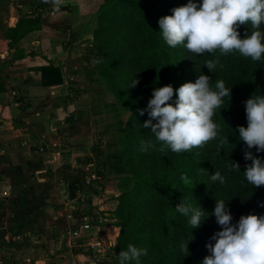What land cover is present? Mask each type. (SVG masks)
<instances>
[{
    "label": "trees",
    "instance_id": "trees-1",
    "mask_svg": "<svg viewBox=\"0 0 264 264\" xmlns=\"http://www.w3.org/2000/svg\"><path fill=\"white\" fill-rule=\"evenodd\" d=\"M185 3L187 0H103L93 28L99 48L95 57L106 56L99 63L102 77L111 83L110 91L131 111L122 129V153L113 156L116 160L110 166L119 169L125 163L133 172L130 178L133 186L118 197L116 213L121 233L117 245L126 249L128 244H133L147 249V254L140 257L141 264H200L210 254L206 244L214 243L210 237L220 228L212 214L215 199H228L226 204L233 222L242 214H264V186L242 183L243 171L251 160L244 158L246 146L238 132L239 125L247 126L244 101L264 91V60L252 61L236 52L195 55L183 46L168 47L161 38L158 18L171 14L173 7ZM30 4L35 16L18 18L9 27L8 48L18 44L30 31L41 29L40 12L50 7L51 0H32ZM247 31H250L247 25L239 26L241 37ZM20 50L13 59L24 56ZM35 54L33 50L26 52L30 58ZM217 58L218 63L210 71L204 63ZM33 70L39 72L43 86L64 82L61 66L52 61ZM203 73L211 78L213 85L216 80L223 79L226 87H231L230 99L224 97L220 111L217 109L212 117L218 125V135L208 144L184 153L160 151L159 142L143 127L148 119L147 112L141 115L139 109L146 106L153 88L171 84L175 96L177 87L187 81L194 82ZM132 79L138 80L135 86L130 84ZM127 101L131 104H125ZM142 140H152L155 147L147 152L140 151ZM129 149L126 158L123 157ZM251 151L264 159V151L257 153L255 146ZM132 152L135 159L131 157ZM230 161L237 162L240 171L229 172L226 165ZM215 171L225 176V184L210 180ZM182 173L189 183L181 179ZM74 184L69 185L71 196L75 194ZM180 201L199 205L209 214L198 228L191 230L187 218L175 211ZM188 239H191L189 253H181L179 246Z\"/></svg>",
    "mask_w": 264,
    "mask_h": 264
},
{
    "label": "rangeland",
    "instance_id": "rangeland-1",
    "mask_svg": "<svg viewBox=\"0 0 264 264\" xmlns=\"http://www.w3.org/2000/svg\"><path fill=\"white\" fill-rule=\"evenodd\" d=\"M0 1L5 7L0 13V50L3 51L9 30L4 27L6 19L15 14L34 17L35 13L30 4L32 0ZM9 1L20 5V9L7 10ZM102 3L103 0H51L50 7L40 12V24L45 23L43 32L48 36L54 34L55 38L45 39L39 46L48 54V60L44 56L39 60L52 61L50 56L54 53L50 55L49 51L57 49L55 60L61 61L64 85L44 87L39 75L27 69L32 66L30 60L12 64L14 49L9 55L0 53V95L5 94L0 105H6V98L13 101L7 103H14L18 96L22 98L21 106L30 103V107L22 111H13V118L7 123L1 122L4 147L12 149L9 145L17 140L18 144L26 141L37 148L29 153L20 147L21 150L14 153L0 151V190L3 184L11 186V197L0 195V264H41L42 260L43 264H49L50 260L57 264H118V253L125 250L117 245L121 226L116 210L118 197L133 186L130 179L133 172L125 163L119 169L112 168L110 163L116 160L115 154L122 153V129L131 111L110 91L111 83L102 77L101 66L92 63L95 54H99L93 28ZM30 33L32 31L26 35H33ZM105 58H101V63ZM25 84L29 91L20 93V88L27 90ZM1 89L6 91L2 93ZM130 150H126L123 157L126 158ZM131 157L136 158L134 152ZM73 181H77L76 184ZM73 184L75 194L71 196L69 185ZM35 190L39 191L40 198L28 199L25 204L37 203L39 208L46 207V212L42 222L36 223L43 230L30 231L27 230L28 225L32 226L28 222L32 219L30 215L20 217L17 222L8 219L15 213L21 216L24 209L14 196L26 191L32 192L31 197ZM77 195L80 197H75ZM75 211L91 214L93 222L79 245L72 247L64 238L71 232L74 218L78 217L73 215ZM55 213L59 218L53 217ZM54 219L62 220L63 224L54 223ZM99 234L109 248L95 253L89 242L100 240ZM53 239L61 241L53 247ZM32 242L41 247H33Z\"/></svg>",
    "mask_w": 264,
    "mask_h": 264
},
{
    "label": "clouds",
    "instance_id": "clouds-1",
    "mask_svg": "<svg viewBox=\"0 0 264 264\" xmlns=\"http://www.w3.org/2000/svg\"><path fill=\"white\" fill-rule=\"evenodd\" d=\"M158 25L162 40L170 48L183 46L195 55L236 52L252 61L264 60V0H187L173 7L171 14L160 16ZM240 25L250 29L244 37L240 35ZM100 62L98 57L92 60L93 64ZM217 63L218 58L209 59L204 65L212 71ZM210 81L208 75L199 74L194 82L177 87L175 96L171 84L153 88L139 112H147L143 127L159 142L160 151L184 153L208 144L218 135V125L212 117L217 109L220 111L223 98L230 99L231 87H226L223 79L216 80L214 85ZM137 83V79L130 81L131 86ZM244 104L247 126L239 125L238 132L246 146L244 158L251 163L243 171L242 183L264 186V159L251 151L253 146L257 153L264 151V91L250 95ZM154 147L152 140L140 142V151ZM226 167L229 172L240 171L237 162L230 161ZM181 179L189 183L183 173ZM210 180L225 184L220 171L213 172ZM227 200L215 199L212 214L220 228L211 235L214 243L206 244L210 254L200 264H264V214H242L233 222ZM175 211L187 218L191 230L209 215L190 201H180ZM189 240L180 244L181 253H189ZM146 254L147 249L128 244L119 251L118 264H141L140 257Z\"/></svg>",
    "mask_w": 264,
    "mask_h": 264
},
{
    "label": "crops",
    "instance_id": "crops-1",
    "mask_svg": "<svg viewBox=\"0 0 264 264\" xmlns=\"http://www.w3.org/2000/svg\"><path fill=\"white\" fill-rule=\"evenodd\" d=\"M14 1V0H13ZM13 1H9V3H8V5H7V10H9L10 12L11 11H15V9L16 8H18V9H20V5H15L14 3H13ZM4 5V3L3 2H1L0 1V13H2V11L5 9V7L3 6ZM13 9V10H12ZM34 11V10H33ZM5 12V11H4ZM35 13V12H34ZM19 17H22V16H18V15H14V17L13 16H11V18H9V19H6L7 20V22H6V24L4 25V27H6V28H8V27H10V26H12L13 24H14V22L19 18ZM41 18V17H40ZM44 25H45V23H44ZM43 24H42V26H41V29L40 30H35V31H32V33H30V34H33V35H31V36H25V37H23L22 39H21V41H19L20 43L19 44H16L15 46L13 45V47L11 48H8V46H7V44H6V46H5V48L3 49V51H2V49L0 50V53L1 54H3V55H9L8 53H11V51L14 49V52H15V50H16V52L15 53H20L21 52V50L20 49H22L23 50V54H24V56L21 58V59H13L12 60V58H11V56L13 55V54H11V56H8V57H10L11 58V61L10 62H12V64H19L20 62H26L27 60H30L31 61V63L29 64V65H32V66H29L27 69L29 70V72L30 71H32V72H35V73H37L38 75H39V72L38 71H36V70H33L35 67H37V66H39V65H43L42 63H44V64H47L48 62L46 61H43V62H40V60L39 59H41L42 60V57L44 56L45 57V59H47L48 60V54L46 55L45 54V52L44 51H42V49H41V47H39V46H41L42 44H43V41L45 40V39H50V40H52L53 38H55V37H53V36H55L54 34L52 35H50V36H48V34H46L45 32H43V30H44V26ZM47 25V24H46ZM32 39V40H31ZM6 43H7V41H6ZM33 44V45H32ZM32 46V47H31ZM29 47V48H28ZM31 47V48H30ZM28 49L29 50H33V51H35V56L34 57H32V58H30V57H27L26 56V52L28 51ZM39 49V50H38ZM57 50V49H56ZM56 50H53L52 48H51V50L49 51V53H50V55H52V53H54L52 56H50V57H52L53 58V64L54 65H59L60 64V60H55V57L56 56H58V54H57V52H56ZM56 53V54H55ZM22 54V53H21ZM42 56V57H41ZM40 77V76H39ZM64 83H65V81L62 83V84H60L59 86H61V85H64ZM26 85L27 84H25L24 85V87L26 88ZM58 85H52V86H44V87H49V88H51V87H57ZM29 88H31V87H29ZM27 90H23V88H20V93H23V91L24 92H26V91H29V89L28 88H26ZM33 89V88H32ZM2 91V93H4V91H6V89H1ZM33 91H37V90H33ZM27 93V92H26ZM4 95L5 94H1L0 95V101H2L3 99H4ZM1 97H2V100H1ZM16 100V102H14V103H7V102H13L12 101V98H6V105L4 106V105H0L1 107H0V109H1V111H0V127L2 126L1 125V122H3V123H7V121L8 120H11V118H13V111H15V110H19V111H22L23 109H25V108H27V107H30V103L29 102H27L26 104H27V107H26V105L25 106H21L20 104H19V102H20V99H19V96L18 97H16L15 98ZM18 111V112H19ZM11 124V123H10ZM1 136H0V151H5V152H7V153H10V152H18V151H20L22 148H23V151L25 152V153H29L30 152V150L31 149H36L37 150V148H32V146H30V144H28L26 141H22V142H20L19 144L17 143V140H15L14 141V144L13 145H9V146H11V148L12 149H10V148H5L4 147V143H5V138H4V136H5V133H1L0 134ZM31 135H32V133H31ZM26 137H27V139H30V134H27L26 135ZM24 140V139H23ZM21 149H20V148ZM40 147H42V146H40ZM2 152H0V155H1V153ZM41 176H44L43 174H41ZM41 179H43V177H41ZM1 182V181H0ZM9 189H11V186L10 185H6V184H3V187H2V190H0V195H5V196H10V193H9ZM32 194V192H26V191H23V193L21 194V196H19V195H15L14 196V198H16V201L17 202H21L22 204H21V206L22 207H24V209H23V212L22 211H18V213H20V212H22V215L21 216H16V213L13 215V217H16V218H13V217H11V218H9L8 220H10L9 222H12V221H15V222H17V221H19L20 220V217H24L25 215H30L31 216V220H29L28 222H30V224H32V226L31 225H28L27 227H30L29 229H27V230H30V231H34V230H36V229H42L43 230V228H41V227H39L38 225H36V223H40V221L39 220H41V222H42V215L43 214H45V208L46 207H40L39 208V206H37L38 204L37 203H35L34 205H29V204H25L26 202H27V200L28 199H31V198H36V199H39L40 198V194H39V191H37V190H35V191H33V195L30 197V195ZM11 197V196H10ZM28 197H30V198H28ZM47 206H51V204H48ZM51 207H55V206H51ZM38 209H40V210H38ZM76 213H79V211L77 212V211H75L74 212V216L76 215ZM56 214V213H55ZM55 216V217H54ZM53 217L55 218V219H57V218H59L58 217V215L56 214V215H53ZM13 219V220H12ZM54 219V223L55 222H57L58 224H63V221L62 220H55ZM6 221V220H5ZM19 225V224H18ZM13 226H15V225H13ZM39 227V228H38ZM60 228V227H59ZM32 236H34V235H37V234H31ZM25 238H26V236H25ZM29 241H31V239H29ZM59 241H61V239L59 240ZM59 241H57L56 239H53L52 240V243H55V244H51L53 247L54 246H56L57 245V243L59 242ZM38 243V242H37ZM33 247H41L39 244H36V242H32V243H30ZM44 252V251H43ZM46 258H47V256H45ZM46 261H49V260H47L46 259ZM51 262H49V264H57L54 260H50ZM41 264H43V260L40 262ZM48 264V263H47Z\"/></svg>",
    "mask_w": 264,
    "mask_h": 264
},
{
    "label": "built area",
    "instance_id": "built-area-1",
    "mask_svg": "<svg viewBox=\"0 0 264 264\" xmlns=\"http://www.w3.org/2000/svg\"><path fill=\"white\" fill-rule=\"evenodd\" d=\"M39 150L42 151L43 148L39 147ZM75 197H80V196L77 195ZM84 199L88 200V197L85 196ZM91 222H93V217L91 216V214L87 216L84 213H80L78 217H75L71 232H69L68 235L65 236L64 238V241H66V244L72 247H76L77 245H79L80 241L83 239L81 238L82 235H84V233L91 226ZM97 236L99 237L100 234ZM99 239L100 240L95 241L94 243L89 242L90 246L94 249L95 253L97 252L102 253V251H106L109 248L105 242V239L102 236H100Z\"/></svg>",
    "mask_w": 264,
    "mask_h": 264
}]
</instances>
